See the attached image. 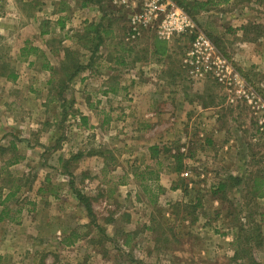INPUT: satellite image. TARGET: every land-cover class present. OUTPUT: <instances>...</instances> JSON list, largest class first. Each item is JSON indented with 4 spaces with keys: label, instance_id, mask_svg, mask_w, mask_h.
<instances>
[{
    "label": "crops",
    "instance_id": "obj_1",
    "mask_svg": "<svg viewBox=\"0 0 264 264\" xmlns=\"http://www.w3.org/2000/svg\"><path fill=\"white\" fill-rule=\"evenodd\" d=\"M234 1L218 0L216 4L227 8ZM6 3L7 8H4ZM105 3V0H0L3 6L0 8V67L4 69L5 65H10L8 62L13 67L12 72L0 74V85L8 87V91L2 92L0 89V149L3 150L0 155V182H5L0 184V264H62L64 259H68L64 250L73 253L79 241L75 237H62L61 226L49 220L58 214L51 206L53 204L55 208L54 202L62 193L69 191V196L77 200L69 183L64 182L66 179L72 181L79 168L70 170L68 164L85 166L90 173L95 171L94 175L111 179L106 169L109 151L117 155L119 165L123 166L132 162H122L120 158L126 156L127 159L131 151L142 148L140 141L135 147L129 146L126 142L128 133L136 132L139 135L136 139L143 137V151H150V161L158 166L154 178L150 173L146 174L149 182L163 185L168 177L172 179L171 191L178 192L183 186L185 197L205 198L206 201L201 200L203 206L204 203L208 206L209 198L212 204L219 205L213 211L221 213V216L225 209L219 203L231 197L230 192L243 183L246 170L243 158H240V144L234 140L235 137L223 136L224 131L210 122L209 117L218 116L222 105L213 103L218 100L215 95L193 93L192 86L173 70L171 55L175 48L174 40L181 36L167 40L155 29L149 28L134 43H129L125 39L128 26L125 32L116 31L113 25L117 17L107 13ZM229 9L225 10L228 12L225 20L241 22L236 32L239 36L246 29L247 16L241 7H233V12ZM90 23L91 78L85 75L88 67L84 66V70L67 84L79 85L81 90L85 85H91V92H85L83 98L79 99L83 102L91 99V105L88 107L82 103L78 106L81 117L86 121L91 115V141L86 144L75 140L59 141L60 134L54 123L50 127L29 131L26 126H21L26 125L24 121H12V117L16 116L12 114L17 109L15 106H25V100L31 99L21 88L23 85H30V91L39 93L42 98V103L38 104L40 110L48 107L49 102L64 101L62 94L54 93L56 81L51 76L52 72L42 69L41 65L45 63L49 68L56 69L51 61L53 55L63 59L69 43L72 44L76 37L89 35L85 28ZM55 38L59 39L58 48L53 47ZM238 41L243 45L238 43L231 50L237 66L247 67V54L252 58L258 52L264 55L261 44L247 47V42H253L247 41V37ZM28 45L38 49L43 59L40 65H37L40 59L36 55L26 57L21 54ZM237 47L244 48L240 50ZM258 63L260 68L264 66V60L259 59ZM24 65L28 73L36 68L37 74L27 78L21 76ZM36 87L40 90H36ZM61 108L64 114V108ZM58 115L59 111L53 114L56 122ZM99 117L103 119L95 122L94 119ZM193 121H196L199 137L202 138L197 137L199 149L205 150L204 153L202 150L195 152L202 159L197 163L195 161L199 156L192 159L187 147L181 146L176 154L170 147L173 143L167 142L174 137L172 135L181 131L180 128L189 131ZM112 128L119 129V134L124 133L118 136L125 139L123 145L110 148L107 143L96 140L98 132L102 135ZM216 137L223 140L219 143L222 147L220 157L215 153L210 156L208 151ZM32 138H36V141ZM157 141H162L165 149L172 150L166 165L159 155L164 146L160 148ZM177 156L181 159L180 171L172 166L176 164ZM31 165L39 166L38 173L31 171ZM15 169L17 172H14ZM123 175L126 181L138 179L127 169ZM233 179H237L239 184L235 185ZM10 181H15L12 187H8ZM252 181L257 184L253 193L258 199H264L258 197L264 192V178L256 176ZM220 184L224 185L222 190L218 189ZM117 186L121 188L126 185ZM195 204L199 205L198 202ZM183 224L199 230L207 229V224H201L199 218L184 221ZM221 243L232 245L234 242L232 240L231 243L226 237ZM202 246L210 248L205 240ZM200 255L208 257V250L201 251Z\"/></svg>",
    "mask_w": 264,
    "mask_h": 264
},
{
    "label": "rangeland",
    "instance_id": "obj_2",
    "mask_svg": "<svg viewBox=\"0 0 264 264\" xmlns=\"http://www.w3.org/2000/svg\"><path fill=\"white\" fill-rule=\"evenodd\" d=\"M178 1L182 3L180 8L191 18L196 28L210 39L219 54L223 57L226 56L225 58L240 77L239 84L231 92L226 91L222 85L212 79L194 82L180 69L184 52L189 47L192 38L189 35L174 38L175 48L171 55L173 70L177 72V76H182L184 82L192 86L193 93L203 92L205 95H215L218 100L213 103L222 105L217 113L218 116L209 117L210 122L224 131L223 136L235 137L234 140L236 139L237 144H240V158H243L242 162L246 170L243 175V183L237 188L233 185L234 187H232L235 189L230 192L231 197L219 203L225 209L224 215L221 216V213L213 211L215 206L219 205L212 204L209 198H207V201L210 202L208 206L205 203L203 206L201 200L206 201L205 198L200 200L185 197L183 186H180L178 192L171 191L172 179L168 177L165 178L163 185L149 182L150 180L145 178L146 174L151 171L158 172V166L150 161L152 153L143 151V147H145L143 137L136 139V136H139L136 132L135 134L128 133L126 142L129 146L135 147L136 143L140 141L139 146L142 148L131 151L132 154L129 153L127 159L126 156L120 158L122 162L126 160L132 162L123 166L119 165L117 155L109 151L110 156H108L109 161H107L106 169L110 173L111 179L94 175L95 171L90 173L88 169H85V166H78L75 163L68 164L70 170L75 171L78 167L79 171L72 181L66 179L64 184L69 183L72 191L79 192L88 198L93 212L91 216V212L90 214L87 212L84 204L80 203V205L74 197L69 196V191L62 193L61 197L54 202L55 208L52 204L53 211H58V214L53 215L49 220L55 221L61 226L62 237H75L79 241L73 253L63 249L68 259H64L62 264H234L232 250L237 248L239 243L241 248V245L246 244L245 242H247L244 245L247 256L264 264V199H258L255 196L253 189L257 184L252 181L256 176L264 178V125H259V121L264 117V112L262 109H258L254 103L255 96H258L264 103V66L261 65L260 68L258 63L259 59L263 62L264 55L258 52L252 58L247 54V67H239L233 61L231 52L238 43L243 45L238 40L246 37L247 41H253L247 42V47L260 46V44L264 47V0H236L233 5L227 8L218 7L216 4L218 0ZM105 2L104 9L107 10V13L117 17L113 27L118 32H125L133 10L118 9L111 5L110 0H105ZM1 7L3 6L0 5ZM183 7L186 8V11ZM233 7H241L247 16L246 29L243 33L240 32L239 36L236 35V32L239 31L241 22L234 23L232 19L225 20L228 15L225 10L230 8L229 10L232 11ZM4 8H7V3ZM84 34L86 35V33ZM87 34L89 35L85 37L80 35L79 38L76 37L66 49L71 51L74 64L88 67L85 75L91 78V32L87 31ZM54 40L53 47L58 48L57 41L59 39L55 38ZM243 48L237 47L240 50ZM0 56L2 57V53ZM39 59L37 65L43 62L41 56ZM51 61L56 67V73L51 74L56 81L54 93L62 94L64 101L49 102L48 107L40 110L38 104L42 103V98L39 93L30 91V85H23L21 88L31 99L25 100V106L22 104L19 107L15 106L17 109L12 114L16 116L11 120L24 121L26 125L21 126H26L29 131L50 127L54 123L60 134L59 141L61 139L75 140L78 143L86 144L92 139L91 115L87 117L84 124L81 121L78 106L82 103H86L88 107L91 105V99L84 102L79 100L83 98L85 92H91V85L89 83L81 90L79 85L67 84L69 80L64 75L65 71H61L60 68L63 59L60 60L58 55H53ZM68 62L66 66L71 67V61ZM8 64L10 65H5L4 69L0 67V74L13 71L11 63L8 62ZM24 68L21 69L23 72L21 76L27 78L37 74L36 68L32 71L29 70L30 73L27 72L25 65ZM0 89L2 92L8 91L6 85H0ZM36 90L40 89L36 87ZM61 107L64 108V114L60 111ZM55 109L59 111L57 122L53 116L58 112ZM102 119L99 117L94 120L98 122ZM195 124L196 121H193L189 131H183L184 128H180L181 131L172 135L174 137L167 142L173 143L170 147L176 151V154L181 146L187 147V152L192 155V159L199 156V159L195 161L197 163L202 159H200V154H195V152L202 150L204 153L205 150L204 148L199 149L197 137H199L200 130L196 128ZM118 131L119 129L112 128L102 135L98 132L96 140L107 143L110 148L123 145L125 139H120L118 136L124 133L119 134ZM32 139L36 141V138ZM162 139L160 138V140ZM199 139L202 138L199 137ZM132 141L133 143H131ZM157 142H159L160 148L164 146L162 141ZM163 142L167 143L166 140ZM221 142L223 140L216 137L214 144L208 150L210 156L213 153L218 157L221 156L222 147L219 146ZM165 147L163 150L161 149L159 155L160 159H164L166 165L170 161L172 150L165 149ZM2 153L3 150L0 149V155ZM35 166L31 165V171L36 174L39 171V166ZM96 168L99 169L97 166ZM126 169L128 173L137 176V181L125 180L123 174ZM14 172H17L16 169ZM14 182H8L10 183L8 187H12ZM4 183L0 182V184ZM18 183L22 184L23 182ZM118 184L126 186L119 188ZM173 186L174 183L172 188ZM196 202H198V206H196ZM197 218L201 224H207L206 230H199L183 224L184 221ZM258 233L260 237H257ZM226 237L231 243L232 240L234 243L223 245L221 242ZM204 240L208 241L210 248L202 246ZM125 241L129 244L124 248L122 244ZM207 250L208 257H202L200 252ZM71 255L73 259H71ZM39 264L45 263L39 262Z\"/></svg>",
    "mask_w": 264,
    "mask_h": 264
},
{
    "label": "built area",
    "instance_id": "obj_3",
    "mask_svg": "<svg viewBox=\"0 0 264 264\" xmlns=\"http://www.w3.org/2000/svg\"><path fill=\"white\" fill-rule=\"evenodd\" d=\"M110 2L118 9L133 10L128 20L125 38L127 42L134 43L142 32L149 28L155 29L167 40L189 35L192 38L191 43L181 60V69L189 79L194 81L212 79L228 92L239 84L240 77L228 60L216 51L210 39L199 31L191 18L171 0H110ZM254 103L264 112V103L258 96H255ZM259 125H264V117L259 121Z\"/></svg>",
    "mask_w": 264,
    "mask_h": 264
},
{
    "label": "trees",
    "instance_id": "obj_4",
    "mask_svg": "<svg viewBox=\"0 0 264 264\" xmlns=\"http://www.w3.org/2000/svg\"><path fill=\"white\" fill-rule=\"evenodd\" d=\"M173 2H175L179 7L182 6V3L179 2L178 0H172ZM183 9L186 11V8L183 7ZM85 31L87 32H91V23L90 24H87L86 28H85ZM71 51H68L67 49L64 50V58H63V62L61 63V71H65V76L67 77L68 80H71L73 77H75L77 74H79L81 71L84 70V68L80 65H77V64H74L73 63V58L71 56ZM24 54V56H28L29 54H33V55H36L37 58L40 57L39 55V52H38V49L37 48H34L33 46H26V48H24L22 51H21V54ZM68 61H71V67H67L66 64L69 63ZM41 68L42 69H49L52 74H55V69H52V68H49V65L48 64H45V63H42L41 65ZM66 71H69V72H66ZM81 121H83V123L85 124L86 123V118L84 117H81ZM176 171H180L181 170V159L179 156L176 157ZM155 173H153L152 171L150 172V175L153 176ZM150 176V177H151ZM155 176H153L154 178ZM235 185L239 184V181L237 179H233L232 180ZM224 187L223 184H220L219 186V190H222ZM75 196L77 198V200L79 201V203L81 204H84V206L86 207L87 209V212L90 214L91 212V216H92V212H93V209H92V206L90 207V202H89V199L86 198L85 196L81 195L79 192H75ZM259 198H263L264 197V192L260 195H258ZM98 227V226H97ZM258 232V231H257ZM257 237H260L259 233L257 234ZM237 239V238H236ZM237 241V240H236ZM249 242V241H248ZM247 244V242H245ZM125 246H128V242L125 241L123 243ZM244 244V245H246ZM244 245L242 246L241 245V248H240V243L238 245L237 248H235L233 250V256H232V261L234 262V264H261L259 263L258 261L256 260H253V258L251 257H248L247 254H246V249L244 248ZM242 253H244L242 255Z\"/></svg>",
    "mask_w": 264,
    "mask_h": 264
}]
</instances>
